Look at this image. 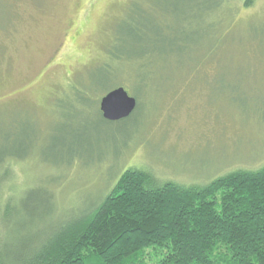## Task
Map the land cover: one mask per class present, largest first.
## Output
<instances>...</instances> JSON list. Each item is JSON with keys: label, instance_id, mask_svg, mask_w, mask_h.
<instances>
[{"label": "rangeland", "instance_id": "1", "mask_svg": "<svg viewBox=\"0 0 264 264\" xmlns=\"http://www.w3.org/2000/svg\"><path fill=\"white\" fill-rule=\"evenodd\" d=\"M4 1L13 17L0 30V203L20 208L32 190L46 202L22 237L84 213L130 169L155 185L201 187L264 166V0H228V13L187 28L185 56L141 64L107 51H123L116 27L134 0ZM118 86L136 109L104 122L99 100Z\"/></svg>", "mask_w": 264, "mask_h": 264}, {"label": "trees", "instance_id": "2", "mask_svg": "<svg viewBox=\"0 0 264 264\" xmlns=\"http://www.w3.org/2000/svg\"><path fill=\"white\" fill-rule=\"evenodd\" d=\"M134 1L116 27V46L123 51L107 50L115 62L185 56L186 45L195 41L187 28L230 8L228 0ZM9 7L0 0V30L13 17ZM217 45L202 58L213 57ZM34 193L24 195L20 208L0 203V264H264V166L201 187L155 185L148 173L130 169L84 213L22 237L27 225L43 218L46 202L32 201Z\"/></svg>", "mask_w": 264, "mask_h": 264}, {"label": "water", "instance_id": "3", "mask_svg": "<svg viewBox=\"0 0 264 264\" xmlns=\"http://www.w3.org/2000/svg\"><path fill=\"white\" fill-rule=\"evenodd\" d=\"M137 102L122 87H117L99 100V111L103 120L118 122L129 118L135 111Z\"/></svg>", "mask_w": 264, "mask_h": 264}]
</instances>
